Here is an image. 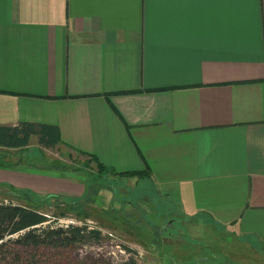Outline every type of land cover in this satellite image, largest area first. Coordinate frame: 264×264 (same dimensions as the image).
<instances>
[{"label": "crops", "instance_id": "0c3cea01", "mask_svg": "<svg viewBox=\"0 0 264 264\" xmlns=\"http://www.w3.org/2000/svg\"><path fill=\"white\" fill-rule=\"evenodd\" d=\"M22 123L145 172L107 180H147L185 225L228 234L237 264H264V0H0V127ZM80 181L0 168L41 195L77 199ZM111 191L102 209L123 210ZM159 233L138 264L196 256Z\"/></svg>", "mask_w": 264, "mask_h": 264}, {"label": "rangeland", "instance_id": "374dc122", "mask_svg": "<svg viewBox=\"0 0 264 264\" xmlns=\"http://www.w3.org/2000/svg\"><path fill=\"white\" fill-rule=\"evenodd\" d=\"M0 154L5 156L4 161H11L15 168L0 167L2 169L15 170L18 173H34L43 177L50 174L58 178L81 180L84 186L83 196L72 199L66 195H41L16 186L0 185V202L12 201L16 204L38 208L39 211L49 215L51 222L58 221V226H88L102 232L104 237L100 244L85 245L77 248L61 250H43L42 256L38 255L42 264H121L131 257H135L137 250H141L136 242L144 238L154 239L160 231L165 238L182 240L177 245L180 253L192 252L196 254L188 260L177 256L175 264H237L227 251L233 239L228 234H220V231L206 230V228L184 224V217L172 212L173 204L156 194V190L147 180L140 183L137 189L123 184L121 181L107 180V174L98 171L95 162L88 157L72 152L65 146L55 149H47L39 145L37 137H33L26 149H7L0 147ZM0 161L3 160L0 158ZM79 181V180H78ZM23 184L22 179L20 181ZM92 187L89 193L87 206L79 213L72 212L68 208L72 200L82 201L86 197L87 187ZM109 186V195L104 193ZM111 189L116 191V199L121 200L123 210L102 209L107 208V201L111 196ZM25 191V192H23ZM29 192L33 200L25 201L22 195ZM101 193L103 198H100ZM37 194V195H36ZM49 197V198H45ZM148 197V199H145ZM94 201V202H93ZM105 205H104V204ZM128 203H132L134 210H127ZM119 210V211H117ZM134 251L131 253L127 250ZM197 248V249H195ZM123 251V253H122ZM224 253H221V252ZM199 258L201 260H199ZM181 259V261H180ZM260 264V263H259Z\"/></svg>", "mask_w": 264, "mask_h": 264}, {"label": "trees", "instance_id": "16d2710c", "mask_svg": "<svg viewBox=\"0 0 264 264\" xmlns=\"http://www.w3.org/2000/svg\"><path fill=\"white\" fill-rule=\"evenodd\" d=\"M125 94V93H121ZM33 137H37L40 146L55 149L64 144L59 129L56 126L42 123H22L15 128L0 127V147L7 149H26ZM82 156H89L96 163L102 174H114L119 177L143 176L145 172L116 173L107 165L99 162L93 155L79 152ZM0 167L15 168L11 161H4L5 156L0 154ZM78 180H80L78 178ZM92 187H87V195L81 201L72 200L68 205L70 211L79 213L90 203L89 193ZM25 192V191H23ZM29 192L22 195L25 201L33 200ZM37 195V194H36ZM50 197V196H49ZM45 197V198H49ZM53 198L57 199L55 195ZM94 202V201H93ZM112 208H110L111 210ZM119 211V210H117ZM49 215L26 205L12 201L0 202V264H42L38 255L43 250H61L77 248L85 245L100 244L104 237L102 232L90 229L88 226H58ZM128 251H134L126 247ZM121 264H138L134 257Z\"/></svg>", "mask_w": 264, "mask_h": 264}, {"label": "built area", "instance_id": "2783aa9c", "mask_svg": "<svg viewBox=\"0 0 264 264\" xmlns=\"http://www.w3.org/2000/svg\"><path fill=\"white\" fill-rule=\"evenodd\" d=\"M122 253H123V251H122Z\"/></svg>", "mask_w": 264, "mask_h": 264}]
</instances>
